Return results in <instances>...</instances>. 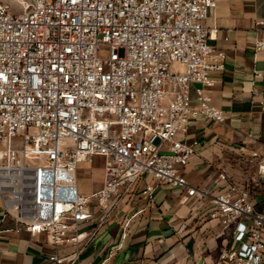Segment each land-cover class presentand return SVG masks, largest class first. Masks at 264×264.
Returning <instances> with one entry per match:
<instances>
[{
  "label": "built area",
  "instance_id": "2783aa9c",
  "mask_svg": "<svg viewBox=\"0 0 264 264\" xmlns=\"http://www.w3.org/2000/svg\"><path fill=\"white\" fill-rule=\"evenodd\" d=\"M221 1L0 0V197L21 227L47 236L50 262L95 264L81 258L94 236L81 225L102 222L145 178L146 198L150 179L183 189L231 236L216 264H264V154H251L247 180L220 172L212 189L197 188L184 169L199 142L178 139L193 118L226 119L201 88L191 98L225 68L211 44L218 30L205 24ZM257 27L264 52V19ZM97 158L103 185L83 194L78 167Z\"/></svg>",
  "mask_w": 264,
  "mask_h": 264
},
{
  "label": "crops",
  "instance_id": "0c3cea01",
  "mask_svg": "<svg viewBox=\"0 0 264 264\" xmlns=\"http://www.w3.org/2000/svg\"><path fill=\"white\" fill-rule=\"evenodd\" d=\"M260 19L264 0H222L205 22L218 30L211 44L225 51V68L213 73L215 86L195 85L191 98L197 102L196 89L201 88L226 119L217 123L193 118L187 131L178 135L187 143L199 142L184 169L191 186L212 189L220 172L243 182L255 173L251 154H264V108L254 96V91L264 95V52L254 48L262 36ZM100 171L102 182L95 183L89 194L103 185ZM148 183L154 186L151 198L143 194L147 181L141 178L132 192L116 198L102 222L81 225L94 232L84 242L81 258L95 264L105 259L108 264H216L231 236L223 235L218 222L208 219V209L193 210L192 200L184 201L185 190L152 179ZM74 249L62 246L60 253L69 256ZM54 251L45 234H32L7 214L0 197V264H54L49 260Z\"/></svg>",
  "mask_w": 264,
  "mask_h": 264
},
{
  "label": "rangeland",
  "instance_id": "374dc122",
  "mask_svg": "<svg viewBox=\"0 0 264 264\" xmlns=\"http://www.w3.org/2000/svg\"><path fill=\"white\" fill-rule=\"evenodd\" d=\"M101 168L103 169V159L97 158L95 165L81 163L78 167V185L83 194L88 195L95 183L102 182Z\"/></svg>",
  "mask_w": 264,
  "mask_h": 264
}]
</instances>
